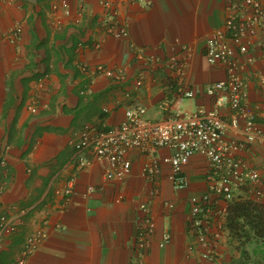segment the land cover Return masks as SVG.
<instances>
[{"label":"crops","instance_id":"1","mask_svg":"<svg viewBox=\"0 0 264 264\" xmlns=\"http://www.w3.org/2000/svg\"><path fill=\"white\" fill-rule=\"evenodd\" d=\"M65 1L67 15L58 0H0V215L13 217L16 224L14 233L0 232V264H14L27 236L39 229L46 230L47 239L25 264H238L239 254L228 242V252L216 262L187 251L189 197L201 193L206 183L203 156L190 158L184 166L188 187L174 191L167 164H161L154 185L141 172L146 156L131 152L130 174L122 181L108 180L105 163L74 146L81 129L115 126L129 106L145 107L150 120L200 105L209 108L212 99L203 88L223 79L225 71L206 62L203 46L223 24L225 0ZM107 16L126 26L127 39L107 32ZM134 47L156 62L141 63ZM186 53L183 74L175 76L164 63L171 56L183 60ZM254 54L252 72H244V101L258 112L256 121L264 128V49ZM97 64L122 70L126 83L119 86L95 73ZM138 77L142 85L134 88ZM176 84L203 91L181 97ZM166 98L170 104L163 111ZM222 113L229 118L228 110ZM169 153L159 148L156 155ZM82 155L89 164L79 169ZM236 155L264 176L263 140ZM68 186L72 191L65 196ZM89 187L93 191L87 194ZM246 194V186L241 187L236 198ZM141 203L149 207L155 232L136 260ZM165 230L170 241L159 246Z\"/></svg>","mask_w":264,"mask_h":264},{"label":"built area","instance_id":"2","mask_svg":"<svg viewBox=\"0 0 264 264\" xmlns=\"http://www.w3.org/2000/svg\"><path fill=\"white\" fill-rule=\"evenodd\" d=\"M58 1L65 14H69L66 1ZM52 8H56V3H52ZM103 26L115 39L128 38L126 26L115 20L114 16H107ZM19 31L17 27L16 32ZM263 35L262 0H225L223 24L206 38L203 46L206 62L223 67L225 77L209 83L203 88L204 91L183 88L179 84L174 88L177 95L185 98H194L196 94L205 92L212 99L209 108L200 105L193 110L177 111L171 116L163 115L159 120H150L145 116V107L129 106L119 124L102 129L86 126L77 133L74 143L78 151L89 150L95 159L105 163L104 177L108 180L122 181L130 174L131 152L146 156L141 172L154 185L158 183L161 164H167L174 191L188 187L184 166L190 158L196 154L203 156L208 165L206 183L201 193L189 197L191 241L187 251L197 250L199 258L207 262L221 260L228 252L225 221L228 208L236 199V192L246 186L248 198L264 203V176L257 169L248 167L236 155L239 150L247 149L252 142L264 141V128L256 121L258 112L244 101V72H252L256 60L254 50L259 47L264 49ZM183 48L189 50L188 46ZM133 49L141 63L149 65L156 62V58L146 54L143 48ZM187 56L188 53L183 60L171 56L164 64L175 76H181ZM93 70L119 86L127 81L122 70H111L102 64L95 65ZM141 85V77L136 78L132 84L134 88ZM123 93L125 97H130L128 91ZM169 104L170 100L164 99L162 110L165 111ZM223 109L229 111V118H224ZM30 111L35 112L36 108L31 106ZM159 148L169 150L170 153L158 156L156 152ZM77 162L79 169L89 164L84 155L78 157ZM71 191L68 186L63 189V194L68 196ZM92 191L89 187L87 194ZM166 205L173 206L172 203ZM139 209L141 218L133 245L136 260L147 250L155 232V222L148 205L141 203ZM15 231V219L0 215V232L10 235ZM47 236L44 229L28 235L21 256L14 264H25L26 258L37 250ZM170 238V233L165 230L159 246L169 243ZM131 264L136 263L133 261Z\"/></svg>","mask_w":264,"mask_h":264},{"label":"trees","instance_id":"3","mask_svg":"<svg viewBox=\"0 0 264 264\" xmlns=\"http://www.w3.org/2000/svg\"><path fill=\"white\" fill-rule=\"evenodd\" d=\"M228 244L238 264H264V204L251 198L238 199L228 208L225 221Z\"/></svg>","mask_w":264,"mask_h":264},{"label":"clouds","instance_id":"4","mask_svg":"<svg viewBox=\"0 0 264 264\" xmlns=\"http://www.w3.org/2000/svg\"><path fill=\"white\" fill-rule=\"evenodd\" d=\"M236 197H237V196H236ZM245 198H248V197L246 196ZM238 199H243V198H236L234 201H236V200H238ZM234 201H233V202H234ZM263 204H264V203H263Z\"/></svg>","mask_w":264,"mask_h":264}]
</instances>
